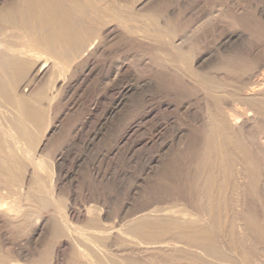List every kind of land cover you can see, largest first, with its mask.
<instances>
[{
  "label": "rangeland",
  "instance_id": "rangeland-1",
  "mask_svg": "<svg viewBox=\"0 0 264 264\" xmlns=\"http://www.w3.org/2000/svg\"><path fill=\"white\" fill-rule=\"evenodd\" d=\"M130 2L118 7L128 12L141 8L142 29L132 33L116 23L101 29L94 52L70 77L73 86L60 92L51 114L54 132L43 138V150L32 145L30 158L36 162L29 168V191L45 199L46 206L21 200L24 183L14 184L17 194L0 203L2 216L23 205L32 220L43 224L27 238L16 239L22 255L13 264H29L43 252L44 264H67L74 238L120 260L125 253L118 241L107 250L92 235H105L107 242L113 235L122 238L126 220L121 218L140 209L164 208L152 216L187 218L193 212L196 160L206 151L214 114L225 110L214 95L239 106L240 124L248 128L237 124L230 129L244 138L247 151L264 153V116L231 98L240 58L253 62L242 78L264 69V0ZM177 42L179 49L172 46ZM183 58L189 59L187 64ZM256 165L261 176L247 198L251 206L264 209V160ZM236 170L237 183L247 186L241 166ZM93 215L100 231L86 225ZM53 220L65 229V237L51 233ZM24 256L26 261L20 260ZM258 258L264 264V256ZM102 261L108 262L105 257Z\"/></svg>",
  "mask_w": 264,
  "mask_h": 264
},
{
  "label": "bare ground",
  "instance_id": "bare-ground-1",
  "mask_svg": "<svg viewBox=\"0 0 264 264\" xmlns=\"http://www.w3.org/2000/svg\"><path fill=\"white\" fill-rule=\"evenodd\" d=\"M102 1L0 0V203L17 194L14 184L24 183L21 200L38 201L40 206H46L45 199L39 200L29 191L32 188L29 168L36 162L30 158V152L32 145L43 150V138L54 130L51 114L60 92L73 86L70 77L78 66L88 61L101 38V29L107 28V24L116 23L132 33L142 29L138 16L142 17L143 12L140 15L137 11L141 8L128 12L118 7L131 6L128 4L131 0ZM173 45L180 48V42ZM240 60L237 67L240 74L237 72L239 76L234 78L237 86L231 89V98L264 116V69L260 66L242 78L253 62ZM212 87L217 91V85ZM214 97L225 110L214 114L215 126L208 132L206 151L196 160L191 189L193 212L179 219L152 216L164 208L131 211L121 216L126 220L122 238L113 235L107 242L105 235L91 237L107 250L118 241L125 253L120 260L112 259L106 249L99 252L80 238H74V246L68 249L67 264H262L258 257L264 256V209L251 206L247 196L260 179L256 163L264 160V153L255 155L247 151L244 138L230 129V125L244 126L245 122L240 124L242 120L236 114L239 106L236 109L219 95ZM238 165L248 180L247 186L237 183ZM31 214L23 205L21 209H9L4 217L0 214V264H13L22 255L16 239L27 238L34 230L43 228L42 222L32 220ZM86 223L89 228L101 230L94 215ZM51 233L55 237L66 236L58 220L52 221ZM258 247L263 248V254L259 255ZM45 253L29 260V264L46 263ZM26 256L20 260H28ZM104 257L108 262L102 261Z\"/></svg>",
  "mask_w": 264,
  "mask_h": 264
}]
</instances>
